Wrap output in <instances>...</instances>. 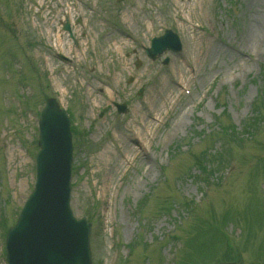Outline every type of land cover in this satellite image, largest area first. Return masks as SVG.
I'll return each mask as SVG.
<instances>
[{"label":"rangeland","instance_id":"1","mask_svg":"<svg viewBox=\"0 0 264 264\" xmlns=\"http://www.w3.org/2000/svg\"><path fill=\"white\" fill-rule=\"evenodd\" d=\"M263 18L264 0H0V264L47 98L72 118L91 264H264V37L246 44ZM165 30L182 50L151 61Z\"/></svg>","mask_w":264,"mask_h":264},{"label":"water","instance_id":"2","mask_svg":"<svg viewBox=\"0 0 264 264\" xmlns=\"http://www.w3.org/2000/svg\"><path fill=\"white\" fill-rule=\"evenodd\" d=\"M122 1V0H118ZM68 30V24L64 25ZM149 54L179 50L174 35L154 41ZM60 60H64L58 56ZM123 111V109H120ZM36 184L17 223L6 235L8 264H90V225L73 219L68 207L71 147L68 122L48 101L40 118Z\"/></svg>","mask_w":264,"mask_h":264},{"label":"bare ground","instance_id":"3","mask_svg":"<svg viewBox=\"0 0 264 264\" xmlns=\"http://www.w3.org/2000/svg\"><path fill=\"white\" fill-rule=\"evenodd\" d=\"M182 1V0H181ZM263 20H264V18H263ZM264 26H262V23H259L258 25H255L254 23H252V22H250V25L248 26V36H247V38H246V44L248 45V46H250L251 44H252V48H257V46L259 45H261V43H260V39L261 38H263L264 37ZM88 35V34H87ZM49 38H51V36H49ZM54 38V42L56 43V45L57 46H62L61 45V42H60V40H59V37H53ZM193 40L194 39H192L191 41L193 42ZM251 43V44H250ZM254 46V47H253ZM127 47V43L126 42H123V41H120V43H113V48H115L114 50H123V49H125ZM113 51V50H112ZM118 51H114V53H117ZM208 55V57L211 55L208 51H207V53L205 54V57ZM197 56L200 58L201 56H202V54L200 53V52H197ZM199 60H195V64H197V62H198ZM177 78H178V80L180 81V82H185V80L183 79V76L182 75H177V74H174ZM106 81H104V84L103 85H106ZM103 89V87H99L98 89H97V91L99 92V93H101V94H103V93H105V97L107 98V100H109V101H112V97H111V95H107L106 94V92L104 91V89ZM169 98H170V96H168ZM167 100V99H166ZM168 101V100H167ZM145 104L147 105V107H148V111H146V108H144V110H145V115H146V117H148V115L150 114V113H153V116L151 115V121H152V119H153V117H154V119H155V117H157L158 116V109H155L154 111L153 110H150V108H149V102H147V101H145ZM174 107H176V105H173L172 106V109L174 108ZM159 118V117H158ZM153 126V125H152ZM150 128V127H149ZM149 128H147V132H146V134H147V137H146V139H149L150 137H151V135H152V138L154 137V134H155V131H154V133L152 134V132L150 131L149 132ZM152 128V127H151ZM151 130V129H150ZM141 140H142V137H140V134H139V137H137L134 141L136 142V141H139V142H141ZM140 144H142V143H140ZM125 162L126 161H124V164H125Z\"/></svg>","mask_w":264,"mask_h":264},{"label":"trees","instance_id":"4","mask_svg":"<svg viewBox=\"0 0 264 264\" xmlns=\"http://www.w3.org/2000/svg\"><path fill=\"white\" fill-rule=\"evenodd\" d=\"M245 128H246V126H245ZM248 128H250V126L248 127ZM233 131V130H232ZM231 133V132H230ZM202 161H205V160H202Z\"/></svg>","mask_w":264,"mask_h":264}]
</instances>
